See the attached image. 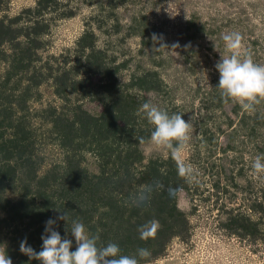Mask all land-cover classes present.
<instances>
[{
	"label": "rangeland",
	"instance_id": "374dc122",
	"mask_svg": "<svg viewBox=\"0 0 264 264\" xmlns=\"http://www.w3.org/2000/svg\"><path fill=\"white\" fill-rule=\"evenodd\" d=\"M234 31L243 36L254 62L264 64V0H0V133L13 138L17 127L32 128L39 175L73 155L92 173L98 161L56 140L59 132L50 115L70 117L78 106L95 113L102 106L106 112L115 107L119 115L126 111L124 99L136 106V115L148 100L169 114L180 113L193 125L186 159L198 170L200 183L190 185L179 177L168 152L139 143L137 168L157 164L146 176L163 187L143 207L103 185L77 197V203L88 202L89 210L98 206L91 223L98 226V246L108 244L103 235L110 230L118 240L128 231L133 241L124 245L131 252L118 246L139 264H264V178L251 170L254 157L264 154V103L245 112L225 102L216 88L215 65L220 53L227 54L222 37ZM153 33L169 46L178 42V55L153 51ZM18 171L15 182L0 184V246L12 264H34L37 260L19 249L35 229L6 207L31 183L26 169ZM170 188L168 201L163 191ZM110 196L122 205L124 217L105 216ZM241 213L258 229L237 227L232 217ZM76 220L84 217L78 214ZM150 220L162 221V232L139 246L138 228ZM91 224H84L88 231ZM65 236L75 249L74 237ZM140 248L151 256L139 258Z\"/></svg>",
	"mask_w": 264,
	"mask_h": 264
},
{
	"label": "trees",
	"instance_id": "16d2710c",
	"mask_svg": "<svg viewBox=\"0 0 264 264\" xmlns=\"http://www.w3.org/2000/svg\"><path fill=\"white\" fill-rule=\"evenodd\" d=\"M113 1L115 0H111L112 3ZM126 101L127 99L123 100L126 111H119L121 112L119 115H116L115 107L108 108V112H106L105 106H102L99 113H95L91 108L78 106L71 116L68 115L70 117H63V114L60 116L50 115L53 117L51 122L57 124L55 128L60 133H56V140L71 146L73 150L86 152L98 161L97 168L99 169L92 173L86 170L82 161H78L76 156L73 155L72 159L69 156L67 157L68 161L65 165H57L52 172L39 175L40 167L38 165V152H36L37 137L35 132L30 130L32 128L26 129L23 127L20 129L17 127L11 136L13 138H7L4 133H0V184L4 183V186H6L7 183L15 182L19 168L28 171V179L31 181L24 187L25 193L18 200L8 201L7 212H13L18 216V220L28 222L27 227L35 229L28 245L34 246L33 249L37 252L40 251V246L42 247L41 236L45 231V223L59 214L57 210L68 212L70 224L71 220L77 219L78 214L84 217L83 223L85 225L95 222L92 212H97L98 206L95 205V211L89 210L87 209L88 202L85 200L82 203H77V197L81 199L82 195L93 192L98 185H103L111 193L114 192L120 197L123 196V198L129 199L131 192L124 193L126 189L137 193L135 189H138V187L142 189L146 185L153 184L148 176L157 170L158 165L151 163L149 166H140L139 168L136 166L141 161L137 150L139 140L141 137L147 139L153 131V127L145 119L133 113L136 106L128 104ZM116 104L114 103V105ZM76 131L77 133H75ZM74 140H78L77 143H74ZM74 144L76 148H74ZM146 171H149L148 176H146ZM166 192L164 190L163 194L169 201L172 197L169 192ZM110 198V210L104 213L105 216L119 214L124 217V210L121 209L122 205L118 204L115 197L110 196ZM164 206L168 209L169 204L166 205L165 203ZM175 217L179 219V214H176ZM89 218L91 221H89ZM232 219L234 222L238 221L235 225L245 231L258 229L259 226L257 222L251 221L249 217L242 215V213L232 217ZM234 222L232 223L233 226ZM159 223L161 227L164 226L162 221H159ZM92 226L93 229L88 232L95 234L98 226ZM55 230L60 235L64 234L66 232L65 223L58 221ZM103 231H106L105 228ZM158 231L162 232V230ZM110 232L111 230L108 233ZM108 233L104 234L103 232L104 242H112L117 245L120 243L123 246L122 252H131L124 245L132 243L131 232H121L123 241L118 240L117 232L112 237ZM137 241L139 246H143L146 240L140 238L138 240L137 237ZM72 251H75V249ZM34 264H40V262L36 261Z\"/></svg>",
	"mask_w": 264,
	"mask_h": 264
},
{
	"label": "clouds",
	"instance_id": "9594fccd",
	"mask_svg": "<svg viewBox=\"0 0 264 264\" xmlns=\"http://www.w3.org/2000/svg\"><path fill=\"white\" fill-rule=\"evenodd\" d=\"M153 51H166L178 55V42L167 45L162 35L153 33ZM227 54L220 53V60L215 67L219 73L220 90L225 102L238 104L245 112L253 113L256 106L264 102V64L254 62L252 55L245 48L243 36L239 32L226 33L222 37ZM159 45V47H156ZM138 115L143 114L147 122L153 127L150 137L140 138L139 143L146 144L150 151H166L170 154L177 166L179 177L190 185L200 183L199 172L186 159L190 150L193 125L185 121L180 113L169 114L156 103L148 100L138 109ZM252 174L264 178V154L254 157L251 163ZM163 186L157 181L144 186L130 197L133 206L143 207L150 201L151 194ZM173 195V190H169ZM58 211V215L45 223V231L41 236L40 251L34 250L25 238L20 242V252L29 260H37L40 264H139L136 256L122 255L116 243L109 242L105 246H98L99 235L90 234L83 222L71 220L67 211ZM58 221L65 223L66 233H70L75 240V251H72L73 242L55 230ZM159 229L157 220H150L138 228L141 240L153 238ZM137 256L141 259L151 256L149 250L140 248ZM0 264H12L6 248L0 246Z\"/></svg>",
	"mask_w": 264,
	"mask_h": 264
}]
</instances>
